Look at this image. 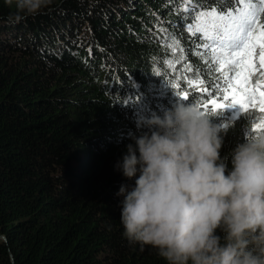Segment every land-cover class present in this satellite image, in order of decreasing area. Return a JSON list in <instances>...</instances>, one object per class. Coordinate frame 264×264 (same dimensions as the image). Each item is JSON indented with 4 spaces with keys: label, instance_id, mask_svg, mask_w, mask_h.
<instances>
[{
    "label": "trees",
    "instance_id": "1",
    "mask_svg": "<svg viewBox=\"0 0 264 264\" xmlns=\"http://www.w3.org/2000/svg\"><path fill=\"white\" fill-rule=\"evenodd\" d=\"M184 7V0H53L11 23L15 6L0 0V264H165L124 237L116 194L135 178L115 165L141 117L186 102L167 84L170 50L154 28L157 16L179 23ZM165 27L193 69L207 73L183 27ZM187 102L198 105L199 97ZM262 115L239 105L208 115L224 130L229 168L232 150Z\"/></svg>",
    "mask_w": 264,
    "mask_h": 264
},
{
    "label": "clouds",
    "instance_id": "2",
    "mask_svg": "<svg viewBox=\"0 0 264 264\" xmlns=\"http://www.w3.org/2000/svg\"><path fill=\"white\" fill-rule=\"evenodd\" d=\"M19 23L53 0H4ZM139 134L115 167L120 222L132 244L149 246L165 264H264V131L221 157L222 130L194 103L137 122Z\"/></svg>",
    "mask_w": 264,
    "mask_h": 264
},
{
    "label": "snow or ice",
    "instance_id": "3",
    "mask_svg": "<svg viewBox=\"0 0 264 264\" xmlns=\"http://www.w3.org/2000/svg\"><path fill=\"white\" fill-rule=\"evenodd\" d=\"M204 3L207 6L184 0L182 11L187 15L179 23L157 16V38H164L161 43L171 56L163 61L164 74L170 76L167 84L181 100L188 101L196 94V106L205 115L235 105L244 113L254 110L264 114V0ZM166 24L175 29L183 27L192 44L191 54L205 61L207 73L199 68L194 70L187 62L185 48ZM154 72L157 77L161 75L159 69ZM260 131H264V115L252 127V132Z\"/></svg>",
    "mask_w": 264,
    "mask_h": 264
}]
</instances>
